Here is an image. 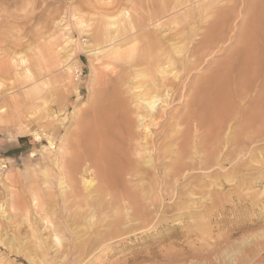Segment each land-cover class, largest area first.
Listing matches in <instances>:
<instances>
[{
  "label": "rangeland",
  "instance_id": "374dc122",
  "mask_svg": "<svg viewBox=\"0 0 264 264\" xmlns=\"http://www.w3.org/2000/svg\"><path fill=\"white\" fill-rule=\"evenodd\" d=\"M150 1L152 3L153 0H0V204L6 208L5 211L0 209V264H264L263 139L250 144L254 160L245 152L237 161L236 165L242 166L236 188L226 179L230 164L225 162L224 168L216 171L220 172L221 182L218 181L219 185L215 187H207L205 195L197 193L193 199L192 194H177L175 190L174 200L186 203L187 207L172 212L174 221L170 225L160 223L138 237L130 236L129 231L126 234L130 237L113 238L107 244L112 247L105 250H102L104 247L101 244L89 248L90 253L88 248L79 245L81 240L89 237L85 234L86 218L78 214L85 207L76 210L78 206L72 205L71 195L67 202L63 201L66 193L59 184V170H62L58 166L60 146L71 131L73 135L70 133L67 137L71 140L68 158L75 154V138L82 137L85 126L94 115L91 108L95 90L102 88V95L106 89H112L121 63L115 62V58L108 54H142L140 51H146L143 54H194L188 55V60L200 59L201 64L185 75L188 90H194L195 83L204 84L207 76L222 72L227 75L222 84L224 89L221 98L217 101L216 96L212 101L213 106H228L229 116L235 117L232 122H237L236 128L238 126L241 131L240 126L245 120L247 130L245 127L243 133L253 138L264 125V113L261 112L264 111V0H219L207 9L204 7L209 0L194 4L188 2L189 6L182 7L184 12L181 9L167 13L162 25L151 23L148 29L154 30L152 37L144 39L141 35L132 43H125L133 31L130 30L132 34L129 35L128 27H122V22L114 24L113 20L118 21L120 14L129 10L134 18L142 15L147 19L153 11L150 10L153 6L149 7ZM134 3L138 4L136 10L132 8ZM159 11L160 6L154 4L155 15ZM182 13H187L189 17L181 22L168 21ZM226 17L232 19L227 20ZM220 21L219 28L217 24ZM166 22L169 23L163 25ZM212 23L215 25L212 26ZM137 30L134 33H138ZM113 34H117L113 39L115 45L110 41ZM221 34L226 36L224 40L219 37ZM141 38L144 40L141 41ZM208 38L212 39V43ZM215 39H219L217 43ZM116 43H121L117 48L122 51L118 49L117 52ZM134 46L137 48L134 49ZM94 49L103 51L96 53ZM69 66L73 69L69 70ZM204 85L208 86L209 81ZM31 88L34 92L30 91ZM188 90L189 95L194 92ZM213 92L215 95V90ZM185 103L183 97L177 96L168 111L182 115L187 110ZM257 111L263 115L259 116L255 113ZM242 115L243 120L240 121ZM251 122L259 123V127L254 124L256 129L253 130L255 127ZM36 133L41 135L40 141ZM259 133L263 138L264 128ZM50 139L56 146L53 149L50 148ZM243 162L251 164L250 167L244 166ZM46 168L48 170L45 171ZM185 179L184 184L194 181L192 177ZM184 184L177 185L181 188ZM39 190L43 191L40 193ZM160 193L161 190L156 195L164 202ZM216 193H221V201L214 199ZM11 194H17L24 205H30L29 218L17 216V212L11 209ZM35 196L45 200L44 207L50 222L44 216V208L39 214V207L34 204ZM54 228L62 235L61 247L53 243L51 229ZM105 232V228L102 229V233ZM85 253V261H76Z\"/></svg>",
  "mask_w": 264,
  "mask_h": 264
},
{
  "label": "bare ground",
  "instance_id": "6f19581e",
  "mask_svg": "<svg viewBox=\"0 0 264 264\" xmlns=\"http://www.w3.org/2000/svg\"><path fill=\"white\" fill-rule=\"evenodd\" d=\"M199 1L200 0H153L152 3L150 1L149 4V7L153 6V8H150V10L153 9L154 11V4H158L161 8V11L158 12L160 16L158 14L155 15V13L151 10L152 12H150V15L147 19H144L145 17L142 15H138L136 19L133 17V12L131 13L130 10L126 11L127 9H125L126 12L120 14L121 17H118V21H113H115L114 24H117V22H122V27H128L129 31H133V34L131 33L132 31L129 32V35H132L129 38H126L124 41L125 43H129L131 41L133 42L137 38H140L141 35V37L144 36V39L148 36L152 37V35L154 34V30H150V28L148 29L151 23H156L157 26L162 25V20L171 10L181 11L182 7L184 5L186 6L188 2L194 4V2ZM218 1L219 0H209L207 2L208 5L206 4V6H203H205L204 8L207 9L208 6H211L213 3L215 4ZM137 5V3H134L132 5V8L136 10ZM143 6L145 7L146 5ZM192 6L190 5V7ZM146 8L148 7H145V9ZM180 11L179 13H181ZM182 12H184V10ZM228 13L229 12H227V14ZM232 13L234 14V12ZM232 13L230 14L232 15ZM215 14L216 16L218 15L217 12ZM186 17H189L188 14L182 13L181 15L178 14L173 16L168 21L178 22L180 20L181 22V20L187 19ZM218 18L215 19L220 20ZM229 19L231 20L232 17L227 18V20ZM258 19L257 21H260ZM167 23L169 22L163 23V25ZM220 23L222 24V22L220 21L217 24L218 27ZM114 24L112 23L111 25ZM213 24L214 23H212V26L215 25ZM136 29H138V33L136 31V33H134V30ZM116 30L117 29H115V32ZM222 30H225V28ZM213 31L210 30L211 33H213ZM117 32H119V30ZM216 33L217 32L215 31L214 36H216ZM104 34L106 37H108L107 32H105ZM114 34L113 36H111L112 40L110 41H113V39L115 40V36H117V34ZM245 34L244 36H246ZM221 36L222 34L219 37ZM225 37H223L222 40H224ZM210 38L213 37L210 36ZM144 39L141 38L140 40L142 41ZM210 40L212 39H209V41ZM215 40L217 43V40L219 39ZM152 41H154V39ZM112 43H114L115 45L114 41ZM149 43L151 44V41ZM207 43L208 42L206 41V44ZM118 46H121V43L120 45L116 43V46H114L116 47L115 49H117V52L118 49L121 50L120 48H117ZM135 48L137 47L134 46V49ZM108 49L112 50V48ZM115 49L113 48V52H115ZM94 50L96 51V53L103 51H100V49ZM140 52H142V54H108L111 55L110 57L115 58V62L119 61L121 63L119 65L120 69L118 70V72H116L117 75L114 78V83H111L113 85L112 89H110L109 87L110 90L106 89L107 91H103L104 94L102 93L101 95L102 91L100 92V89L102 88H97L96 90L94 88L95 93L93 96V108H91L94 111L93 118H89L91 121L87 126H85L82 137L78 136L79 138H75L76 142L74 149L76 150V152L71 150L72 152H75V154H71L69 158L68 152L71 149H69L71 140L67 137L70 135L71 131L70 133H68L67 137L65 136L63 140L61 139V157L58 156L60 157V159L58 160L60 165L58 164V166L62 167V170H59V184L61 188L64 189L63 192L66 193L63 201L67 202V199L71 195L73 196V198L71 199L73 203L72 205L78 206L76 207V210H78V208L83 209V207H85V209L81 212H78V214L80 215V217H83L84 219L86 218V222L84 223V225L86 226L85 234H88L89 237L81 240L79 245L83 246L84 248H88V251H90L89 248H94L95 246L101 244L104 247L102 250L111 248L112 245L107 246V244L115 237L118 238L120 236H123L122 239L124 237L128 238L132 235H136V237H138L140 233L155 229L160 223L170 225L171 222L174 221L172 212L176 210L181 211V209L184 210L187 207L186 203L184 204L174 200L175 190H177V194L190 193L192 194L193 199L195 198L194 195L197 193L205 195V193H207V187H215L219 185L218 181L221 182L220 172L216 171L217 169H223L225 166V162H227V164H230L229 169L226 171V179L229 183H231V185H233V188H236V182L238 179L237 177L242 166L239 164V166L236 165L237 161L239 160L241 155L244 156L245 152H247L248 155L250 154V158L253 157L251 156L252 151L250 144H252L254 141L260 142L262 139L264 140V137L261 138V134L259 133V130L263 129L264 125H262L263 128L261 129L257 128V137L253 138V136L248 135V133H243L245 127L247 130V125L244 123L245 120L242 121L243 115L242 119L240 120L242 121V125L240 126L242 127V130L240 131V129L238 130V126L236 128L237 122H232L235 117L231 115L229 116L228 106L224 108L222 107V105H217V107L220 106V109H216L217 107L213 106L212 101L216 99V96H218L216 99L217 101L221 98L224 89L222 84L225 81L224 78H226V74H221L222 72H219L220 74L218 72H216L217 74H207L209 76L206 75L207 80L203 81V83L205 84L209 81V85H198L195 83L196 88L194 90L189 89L194 91L189 95V92L187 93L188 85L185 84L187 82L186 80H184L187 78L184 77L185 75L189 74L191 72V69H193L195 66H200V59L195 61L190 60L192 61L190 62L188 60L189 54H186V56L181 54H156L155 52V54H143L146 51ZM96 57H98V54L96 55ZM196 59H198V56ZM68 68L69 70L71 68L73 69L72 66H69ZM182 70H184L183 73ZM108 75L110 76V73ZM180 85L184 89H181ZM38 89H40V87ZM214 90L215 95L213 92ZM30 91L34 92L32 88ZM91 96L92 94L90 95V97ZM177 96L183 97V100L186 101L185 110H187L186 112L183 111L185 113L182 115L179 114L180 112H178L177 114L175 112H171V114L168 111L170 104L177 98ZM48 103L49 101L46 102V104ZM3 110L4 109L2 108L1 111ZM243 110L244 109H242V111ZM78 112L79 110L77 111V113ZM261 112L264 113V111ZM238 113L240 114L241 112ZM255 113L259 114L258 111ZM210 115L212 117L211 119ZM258 120L259 119H257V121ZM247 121L249 122V120ZM83 122L85 123V121ZM230 122L231 124H229ZM77 123L78 122H76V124ZM86 123L88 122L86 121ZM259 123L261 122L259 121ZM259 123L257 125L254 122V124L258 127ZM254 124L252 123V126ZM255 129L256 127L253 128V130ZM71 134L73 135V133ZM36 138L38 141H40L41 135L36 133ZM55 147L56 146H54V142L50 139V148L53 149ZM243 163L244 166L247 167H250L251 165L249 163ZM4 167L6 166L4 165ZM46 170L48 169L46 168L45 171ZM262 171L264 172V170ZM261 176L263 177V175ZM190 177H192L194 181L191 180L190 182L184 184L183 181L186 180L185 178ZM47 178L49 177H46V179ZM177 184L184 185L179 188ZM69 188L70 192H67ZM43 190H41V192ZM160 190L161 193L159 194V196L162 198V200H164V202L160 201L156 195L157 191ZM42 193H44L45 195V190ZM37 195L39 196V194ZM229 197L230 195L228 196V198ZM253 198L256 199V197ZM214 199H216L217 201H221V193H216V198ZM59 200L61 199L59 198ZM10 202V207L17 212V216H29L30 211L28 210V207H30V205H24L20 201V198L17 196V194H11ZM34 204L36 208L39 207V214L42 210L44 211L45 200H42L39 197L35 196ZM68 204H70V202ZM0 209L2 211H5L6 208L3 204H0ZM53 213L56 214L55 212ZM44 216H46L45 218L48 222H50L48 220L49 216L46 209ZM104 228L106 232L102 233V229ZM129 231L131 232L130 236L126 234ZM51 235L54 245L61 247L63 245L61 233L56 228H54L53 230L51 229ZM15 249H17L18 251L20 250L19 247H16ZM85 255L86 253L83 256L81 255V257H78L76 261L82 262L85 258Z\"/></svg>",
  "mask_w": 264,
  "mask_h": 264
}]
</instances>
